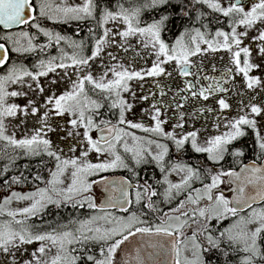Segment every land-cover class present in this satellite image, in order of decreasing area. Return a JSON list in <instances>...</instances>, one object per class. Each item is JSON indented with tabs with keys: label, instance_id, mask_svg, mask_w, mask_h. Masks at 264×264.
I'll return each instance as SVG.
<instances>
[{
	"label": "snow or ice",
	"instance_id": "6c2138e0",
	"mask_svg": "<svg viewBox=\"0 0 264 264\" xmlns=\"http://www.w3.org/2000/svg\"><path fill=\"white\" fill-rule=\"evenodd\" d=\"M0 182V264H264V0H0Z\"/></svg>",
	"mask_w": 264,
	"mask_h": 264
},
{
	"label": "flooded vegetation",
	"instance_id": "af4514ba",
	"mask_svg": "<svg viewBox=\"0 0 264 264\" xmlns=\"http://www.w3.org/2000/svg\"><path fill=\"white\" fill-rule=\"evenodd\" d=\"M55 27H57V30L58 31H61V32L67 33V34H72L75 31V28H76L75 24H72V25H56ZM81 35H83V32L81 33ZM11 58L12 59H15V57L13 58V54H11ZM165 127L167 128L168 126L166 125ZM197 127H199V124L197 125ZM245 140H247L249 143H251V140L248 137H246ZM176 155L177 154L173 150L171 152V158L175 159L176 158ZM145 174H147V175L150 176L151 175V170L150 169H146V170H144V171L141 172V175H145ZM105 175L120 176V175H125V173L120 172V171H117L115 173H107ZM157 175H158V173H157ZM173 179H175V177H173ZM97 191H98L97 198L99 200L101 198L100 197V191L99 190H97ZM82 211H87V210L85 209V210H82ZM67 214L68 213L66 212L65 215H67ZM75 214L76 213H73V215H75Z\"/></svg>",
	"mask_w": 264,
	"mask_h": 264
},
{
	"label": "trees",
	"instance_id": "16d2710c",
	"mask_svg": "<svg viewBox=\"0 0 264 264\" xmlns=\"http://www.w3.org/2000/svg\"><path fill=\"white\" fill-rule=\"evenodd\" d=\"M56 25H54L53 27L57 30V27H55ZM15 57V55L13 54V58ZM33 58L32 57H28L27 60L25 61L26 63L28 64H31ZM21 187H24V188H29L31 189L32 188V185L31 184H24V185H14L13 186V189L14 190H17L18 188H21ZM9 194V190L6 189L2 182H0V201H2L5 197V195Z\"/></svg>",
	"mask_w": 264,
	"mask_h": 264
},
{
	"label": "rangeland",
	"instance_id": "374dc122",
	"mask_svg": "<svg viewBox=\"0 0 264 264\" xmlns=\"http://www.w3.org/2000/svg\"><path fill=\"white\" fill-rule=\"evenodd\" d=\"M15 55V54H14ZM43 79V78H42ZM17 102H19V103H23V100L22 99H18V101ZM139 105H137V107H136V109H134V111H136L137 112V114H138V111H139ZM32 190V188L31 189H29V188H24V187H21V188H18L16 191H31ZM96 194H98V191L96 190Z\"/></svg>",
	"mask_w": 264,
	"mask_h": 264
}]
</instances>
